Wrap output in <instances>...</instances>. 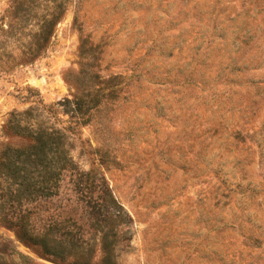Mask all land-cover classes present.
<instances>
[{"label":"rangeland","instance_id":"obj_1","mask_svg":"<svg viewBox=\"0 0 264 264\" xmlns=\"http://www.w3.org/2000/svg\"><path fill=\"white\" fill-rule=\"evenodd\" d=\"M87 85L99 89L88 112L46 110ZM30 107L69 127L78 169L129 215L116 264H264V0H0V149L29 142L5 124ZM72 178L23 208L94 236L100 264ZM0 264L71 262L0 223Z\"/></svg>","mask_w":264,"mask_h":264},{"label":"trees","instance_id":"obj_2","mask_svg":"<svg viewBox=\"0 0 264 264\" xmlns=\"http://www.w3.org/2000/svg\"><path fill=\"white\" fill-rule=\"evenodd\" d=\"M62 12L59 9L57 13H50L42 31L43 42L48 41ZM40 46L37 44V48ZM81 48L83 45L80 44ZM98 95L99 89L92 85L76 87L71 99L48 105L46 110L60 106L75 117L95 107L99 102ZM5 128L8 133L29 142L23 146L6 145L0 149V200L6 199L0 203V223L46 256L61 262L70 261L71 264H90L94 236L85 238L75 231V223L67 220L36 222L33 216L35 210L23 208L26 202L56 195L62 176L68 171L73 176L72 182L77 191L86 203H92L89 226L98 233L100 264H116L114 249L127 233H120L118 227L128 224L131 219L102 175L94 170L78 169L70 155L72 141L66 133L69 127L48 125L37 108L30 107L11 112ZM6 205L7 209H15L17 213L5 212Z\"/></svg>","mask_w":264,"mask_h":264}]
</instances>
